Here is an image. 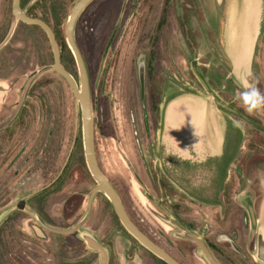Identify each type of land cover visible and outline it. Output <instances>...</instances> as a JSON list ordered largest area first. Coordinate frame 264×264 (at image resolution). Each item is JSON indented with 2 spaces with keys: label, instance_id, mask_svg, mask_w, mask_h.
Instances as JSON below:
<instances>
[{
  "label": "rangeland",
  "instance_id": "rangeland-1",
  "mask_svg": "<svg viewBox=\"0 0 264 264\" xmlns=\"http://www.w3.org/2000/svg\"><path fill=\"white\" fill-rule=\"evenodd\" d=\"M76 1L21 0L20 4L28 14L48 20L56 29L62 62L79 81L77 66L65 39L68 14ZM162 1L163 5L160 0H93L79 16L75 38L94 101L97 144L103 142L110 151L108 153L97 145L100 163L105 170L109 168L110 155L123 166L124 171H129L121 160L122 151L117 147L112 131L116 121L129 119L126 114L131 112L125 113L129 107L135 113L139 108L137 72L139 74L142 59L147 60L152 71L148 75L149 103L152 105L155 104L154 85L159 83L155 79L158 75L162 79L158 84L159 97L164 91L176 93L178 89V93H185L202 90V85L205 86L202 74L195 65H190L189 61L197 60L194 50L190 52L182 40L188 38L184 28L180 33L175 25L173 27V32L178 35L180 53L179 61L173 63L174 69L160 70L156 64V18L159 9L164 8L165 14V8L172 7L174 0ZM181 2L185 3L182 0L177 4L174 2L177 12H180ZM11 6L12 0H0V223L11 215L20 234L27 236L31 232L28 218L33 213L28 207L25 210L15 208L17 200L27 199L63 173L58 183L62 184L60 192L49 196L50 214L53 218L58 217V211L52 205L54 198L57 194L66 195L65 202L63 199L58 201L61 205L56 207L62 209L65 204L66 218L59 224L70 226L84 212L94 180L85 163L80 107L70 85L51 67L53 51L48 36L41 27L16 20ZM244 98L247 103H252L245 90ZM76 140L77 152L72 153ZM132 144L135 158L141 166L139 154H142V145L136 140H132ZM147 163L151 166L150 160ZM250 166L248 162V171ZM224 172L218 171L217 178H221ZM151 184L155 185V180ZM137 190L141 199L134 201L127 187H121L135 220L160 242L163 243L165 237L175 240L173 235L177 230L165 221L166 215L155 205V200L162 196L159 191L157 197L152 198L154 202L145 199L142 207V188ZM100 199L103 200L102 197ZM166 199H172L171 195ZM108 207L106 203V210ZM195 213L199 215L200 210L195 208ZM199 225L194 226L198 233ZM83 230L73 232L70 237H79ZM3 236L9 247L6 234ZM194 250L195 264H205L198 248L194 247ZM25 254L0 250V264H27Z\"/></svg>",
  "mask_w": 264,
  "mask_h": 264
},
{
  "label": "flooded vegetation",
  "instance_id": "flooded-vegetation-1",
  "mask_svg": "<svg viewBox=\"0 0 264 264\" xmlns=\"http://www.w3.org/2000/svg\"><path fill=\"white\" fill-rule=\"evenodd\" d=\"M179 1L181 0H174L171 3L172 7L170 5V8H165V14L163 13L164 8H160L156 18L155 60L158 61L156 64L160 70L162 68L167 70L171 68L172 70L174 69L173 63L177 60L179 61V41L178 35L173 32L174 25L179 29L180 33H183V28L185 29L188 38L186 40L182 38V40L190 52L191 49L194 50L195 58L199 55V42L202 35L204 36L205 34L209 38L212 35L210 31L203 29L205 16L202 9V0H182L185 3L181 2L180 12H177L174 2L179 3ZM160 2L163 5L164 1L160 0ZM13 17L15 18L14 14ZM43 20L50 25L55 34L62 61V51L57 31L48 20ZM206 58L219 59L218 53L213 46H209L205 55H199L198 60L196 58L197 61L191 60L189 62L190 65H195L197 71L202 74L205 85L212 88L216 98L227 97L231 104L234 103L232 104L235 106L234 113L241 118L242 127L246 134L244 149L238 158L237 166L233 169L235 171H225L223 175L221 174V178H217L218 171H216L214 180L215 182L219 180V183L217 185H209L207 183L201 189H198L194 186V176L191 171H177V167L172 166L171 160L166 163V160L162 157L160 145H158L157 134L163 120L164 105L169 99L178 94V89L176 93H165L164 91L161 94L162 96L159 97L160 87L158 88V84H161L162 79L158 75L155 79L159 80V83L154 85L155 104L149 103L150 85L148 83V75L152 71L146 59H142L143 90L137 72L139 108L135 113L129 107L125 111V113L131 112L126 114L129 119L116 121L112 131L118 143L117 147L122 151L121 160L129 171H124L123 166L120 163L117 164L113 156L110 157V155H108L110 159L109 168L105 170L101 164L102 161L98 156L97 145L103 150L106 149L108 153L110 151L109 146H105L103 142L97 144L94 101L89 85L93 109L96 159L100 169L117 191L130 219L142 232L181 264H195L194 247L198 248L195 241L182 236L183 230L181 228L192 231L199 237L220 264H264V29L255 56V77L252 89L256 101L253 104L245 101L244 90L237 89L232 91L221 84L217 86L207 72L208 67L204 64ZM176 66L178 67V62ZM190 70L193 71L191 67ZM200 84L202 85L201 82ZM201 89L206 91V87L203 85ZM151 94L154 93L151 92ZM132 140H136L137 143L142 145V154H139L141 166L135 158ZM147 155L149 159H147ZM148 160L151 161V166L148 165ZM248 162L251 165L250 171L247 170ZM205 173L206 171H202L199 180L208 181ZM62 175L63 173L58 175L51 183L41 187L29 195L27 199H19L15 202V208L19 210H25L27 207L31 209L33 214H30L28 218L31 232L27 236L20 234L17 230L18 224L15 218L11 215L7 216L0 223L1 251L10 250L11 254L14 252L16 255L26 253L27 264H99V252L89 248L82 237L83 234H89L106 249L107 264H117L119 253L131 254L132 251H139L142 254V264H164V260L141 245L124 228L111 202L103 192L98 191L95 193L90 209L86 214L89 192L84 212L72 225L62 226L59 224L63 218H66V207L65 204H63L62 209L56 206L61 205L57 202H61L60 200L62 199L65 202L66 195L57 194L54 198L52 205H54L59 214L56 218H53L50 214L52 210L49 196L56 191H58L57 193L60 192V185L62 184L58 183L62 180ZM152 180H155V185L151 184ZM94 185L95 181L92 187ZM120 186L127 187L129 196L134 201L141 199L137 189L141 191L142 188V207L146 200L154 202L155 199L153 200L152 198L157 197V192L159 191L160 196H162L155 200V205L163 212V215H166L165 221L177 230L173 235L175 240L169 239V241L165 237L162 243L157 240L158 237L151 236L145 226L135 220ZM166 191H168V194L164 195ZM169 195H171L172 199L165 200V197ZM97 197L98 200L96 199ZM29 198L31 201H28ZM21 200H23L22 207H19ZM105 202L109 204L107 210ZM195 208L200 210L199 215L194 214ZM80 221L78 230L73 231L77 232L83 228L84 230L79 237H70L73 232L57 230L71 228ZM198 223L200 224L199 233L197 228H194ZM4 234L7 236L9 247L4 242ZM24 248L27 251H24ZM171 248L175 250L172 251ZM204 262L209 264L205 258Z\"/></svg>",
  "mask_w": 264,
  "mask_h": 264
},
{
  "label": "crops",
  "instance_id": "crops-1",
  "mask_svg": "<svg viewBox=\"0 0 264 264\" xmlns=\"http://www.w3.org/2000/svg\"><path fill=\"white\" fill-rule=\"evenodd\" d=\"M202 9L203 29L212 35L200 38L199 55L213 46L219 56L204 61L211 79L232 91L247 92L250 86L253 93L255 56L264 29V0H202ZM205 87L206 91L178 93L169 99L157 134L166 163L171 160L177 171H191L198 189L207 183L217 185L216 171H235L246 142L235 106L228 99L216 98L212 88ZM202 171H206V182L199 180ZM117 258V264H142L139 251L121 252Z\"/></svg>",
  "mask_w": 264,
  "mask_h": 264
},
{
  "label": "water",
  "instance_id": "water-1",
  "mask_svg": "<svg viewBox=\"0 0 264 264\" xmlns=\"http://www.w3.org/2000/svg\"><path fill=\"white\" fill-rule=\"evenodd\" d=\"M90 1L91 0H77L75 2V4L73 5V7L71 8L68 14V18L66 21V28H65L66 43L75 60L79 81L75 79V77L70 73V71H68L65 68L64 64L62 63L59 44L55 38V34L52 28L50 27V25L40 17L31 16L27 14V12L21 8L20 0H12V12L17 20L27 24L38 25L46 32V34L49 37L50 45L53 51V62L51 67L67 81L79 104L80 114H81L82 145H83L85 163L91 176L95 181V185L92 187L90 191V195L88 199V209L86 214L90 209V205L95 193L98 191L103 192L104 195L111 202L121 224L141 245L146 247L157 257L164 260L167 264H181L171 254H169L166 250H164L151 238H149L144 232H142V230H140L138 226H136V224L130 219V217L128 216V214L126 213L123 207V204L120 200L117 191L109 182V180L106 178V176L104 175V173L102 172V170L98 165L95 155V149H94L93 109H92V101L89 92V80H88L85 63L81 51L76 43L75 34H74L77 18L80 15L83 8ZM140 63L141 65L139 64V78L142 83V90H143L142 61ZM246 90L250 101L252 103H255L250 86H247ZM22 202L23 200L19 202L18 205L19 207H22ZM80 223L81 221L68 229H57V230L62 232H73L78 230ZM181 229L183 230L182 233L183 237L193 240L197 243L201 255L205 258V260L209 264H220L199 237H197L192 231H189L184 228ZM82 237L85 239L89 248L97 250L99 252L100 254L99 264H107L106 249L89 234H83Z\"/></svg>",
  "mask_w": 264,
  "mask_h": 264
},
{
  "label": "trees",
  "instance_id": "trees-1",
  "mask_svg": "<svg viewBox=\"0 0 264 264\" xmlns=\"http://www.w3.org/2000/svg\"><path fill=\"white\" fill-rule=\"evenodd\" d=\"M29 15H31V14H29ZM31 16H33V15H31ZM37 17V16H36ZM38 26V25H37ZM64 44H65V42H64ZM66 45V44H65ZM77 152V140L75 141V145H74V148H73V152L72 153H76ZM164 264H166L165 262H163Z\"/></svg>",
  "mask_w": 264,
  "mask_h": 264
}]
</instances>
